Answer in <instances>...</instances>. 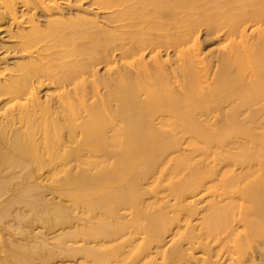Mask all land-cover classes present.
<instances>
[{
    "label": "bare ground",
    "instance_id": "obj_1",
    "mask_svg": "<svg viewBox=\"0 0 264 264\" xmlns=\"http://www.w3.org/2000/svg\"><path fill=\"white\" fill-rule=\"evenodd\" d=\"M1 26L0 264H264V0H0Z\"/></svg>",
    "mask_w": 264,
    "mask_h": 264
},
{
    "label": "rangeland",
    "instance_id": "obj_2",
    "mask_svg": "<svg viewBox=\"0 0 264 264\" xmlns=\"http://www.w3.org/2000/svg\"><path fill=\"white\" fill-rule=\"evenodd\" d=\"M85 3V2H84ZM83 3V4H84ZM72 7V9H78L79 7H74V6H71ZM85 8H87V5H85V7L83 8V9H85ZM5 30V28L3 27V26H1L0 27V37L2 36H6L4 33H3V31ZM81 41V40H80ZM81 42H84V41H81ZM201 42H202V48L203 49H205L204 51V53H206V54H210L211 52H214V50H216V48H217V44H215L216 43V40H215V38H213V37H211V36H207L206 35V32L205 31H203L202 33H201ZM1 48V47H0ZM4 51V50H3ZM2 50L0 51V54L3 52ZM161 51V54H165V51L162 49V50H160ZM215 55H217V54H215ZM13 56V55H12ZM11 56V57H12ZM171 56H172V54H171ZM99 69V74L101 75L102 73H104L103 71V69H102V67H99L98 68ZM55 74V73H54ZM53 74V75H54ZM57 74H58V72H57ZM57 76H60V74L59 75H57ZM101 88V91H102V93L104 92V89H102L103 87H100ZM69 90L70 91H72L73 90V88H69ZM88 91L90 92V90H89V86H88ZM88 92V93H89ZM225 251V250H224Z\"/></svg>",
    "mask_w": 264,
    "mask_h": 264
}]
</instances>
